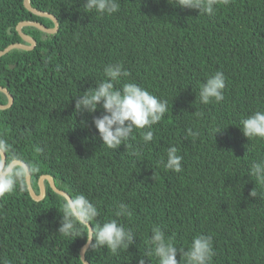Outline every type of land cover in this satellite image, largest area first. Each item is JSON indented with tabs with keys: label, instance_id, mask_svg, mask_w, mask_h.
<instances>
[{
	"label": "trees",
	"instance_id": "obj_1",
	"mask_svg": "<svg viewBox=\"0 0 264 264\" xmlns=\"http://www.w3.org/2000/svg\"><path fill=\"white\" fill-rule=\"evenodd\" d=\"M30 1L55 15L59 28L25 26L35 48L0 56V85L14 96L0 109V139L9 145L6 156L16 154L33 169L36 194L40 177L51 175L71 197L85 195L99 210V223L117 219L134 233L135 243L116 254L87 246L86 260L138 264L159 226L177 248L211 235V264H264V183L248 174L254 161L264 160V139L249 140L239 127L264 111V0L220 2L210 16L169 0H117L111 15L86 12L84 0ZM23 20L54 26L24 0H0V51L26 42L16 29ZM109 64L129 73L116 88L137 83L167 101L162 120L134 129L127 149L102 145L93 124L102 109L75 112V96L108 79ZM216 71L225 74L224 100L202 104L200 85ZM7 102L0 91V103ZM189 128L199 134L188 136ZM215 128L223 129L216 137ZM148 130L153 140L145 143ZM170 146L183 157L179 173L164 166ZM44 185L41 200L27 182L0 197V264H85L86 238L57 231L66 197L47 180ZM253 188L257 197L249 196ZM120 202L130 217L115 215ZM147 264L158 258L153 254Z\"/></svg>",
	"mask_w": 264,
	"mask_h": 264
},
{
	"label": "clouds",
	"instance_id": "obj_2",
	"mask_svg": "<svg viewBox=\"0 0 264 264\" xmlns=\"http://www.w3.org/2000/svg\"><path fill=\"white\" fill-rule=\"evenodd\" d=\"M220 2L227 4L229 0H169L175 7L196 9L199 15L209 16L214 13L215 6ZM84 8L86 12L95 10L100 14L111 15L119 10V4L117 0H84ZM104 72L108 79L88 88L82 95L75 96V112L79 114L87 111L94 114L98 109H102L100 115L93 116V124L102 145L118 149L123 144L127 149L126 141L134 129H150L152 125L162 120L167 112V101L161 100L137 83H124L122 87L116 88L115 83L119 82L122 76L129 75L120 64H109ZM225 87V74L216 71L200 85L198 93L200 102L202 104L222 102ZM239 127L249 140L264 139V111H256L241 119ZM222 130L215 128L213 130L215 137ZM198 134L191 128L187 130L188 136ZM141 138L145 143H149L153 140V132L143 131ZM9 150L7 142L0 139V197L11 193L18 184L24 187L28 175L33 171L18 155L6 156ZM177 153L178 148L170 146L167 149V161L164 166L179 173L182 170L183 157ZM248 174L255 178V182L264 183V160L254 161ZM249 196L257 197L255 188ZM117 208L115 213L117 217L132 215L129 206L123 202H120ZM59 211L62 217L58 233L75 238L85 237L86 245L93 251L97 248H107L116 254L120 249H129L135 243L136 238L132 230L119 223L117 219L99 223L97 221L99 210L83 194L65 198ZM81 229L86 231L81 234ZM212 241L211 235L200 234L193 237L187 248H177L170 239H166L161 227L153 226L150 239L147 241L150 249L139 258L138 264H147V260L153 254L158 258V264H211L214 256ZM83 251H87V248Z\"/></svg>",
	"mask_w": 264,
	"mask_h": 264
},
{
	"label": "water",
	"instance_id": "obj_3",
	"mask_svg": "<svg viewBox=\"0 0 264 264\" xmlns=\"http://www.w3.org/2000/svg\"><path fill=\"white\" fill-rule=\"evenodd\" d=\"M24 5L25 7L31 11L32 13L38 15V16H41V17H47L49 19H51L53 22H54V26L53 27H48L46 26L45 24H43L42 22H39V21H33V20H23L21 22L18 23L16 29L17 31L19 32V34L21 35V37L23 38L24 41L26 42H17V43H12L10 44L9 46H7L5 49L1 50L0 51V56L2 55H5L7 54L9 51H11L12 49L14 48H21V49H26V50H31L33 48H35L36 44H37V41L34 37H32L31 35L25 33L23 31V27L25 26H34V27H37L39 28L40 30L46 32V33H55L57 32L58 28H59V21L57 19V17L55 15H53L52 13L50 12H47V11H43V10H39L37 8H35L32 4H31V1L30 0H24ZM12 68H14L15 66L14 65H11ZM0 91L4 92L7 97H8V102L6 104H2L0 103V109H7L9 108L13 102H14V96L10 93V91L8 90V88L0 85ZM44 180H47L52 189L58 193H60L61 195L65 196L66 198H69L71 197L66 191L58 188L56 185H55V182L52 178L51 175H48V174H45V175H42L39 179V186H40V194H36L33 187H32V184H31V174L28 175L27 177V185H28V189H29V192H30V195L35 199V200H41L44 198L45 196V185H44ZM87 247V245L85 244L84 247L82 248V251H81V257H82V260L85 264H90L85 256H84V249Z\"/></svg>",
	"mask_w": 264,
	"mask_h": 264
}]
</instances>
